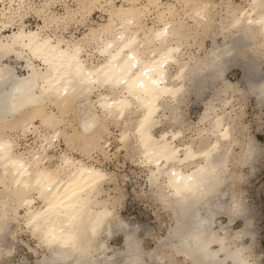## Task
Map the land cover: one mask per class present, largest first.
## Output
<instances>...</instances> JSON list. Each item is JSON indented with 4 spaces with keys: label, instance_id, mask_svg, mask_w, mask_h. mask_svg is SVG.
<instances>
[{
    "label": "snow or ice",
    "instance_id": "snow-or-ice-1",
    "mask_svg": "<svg viewBox=\"0 0 264 264\" xmlns=\"http://www.w3.org/2000/svg\"><path fill=\"white\" fill-rule=\"evenodd\" d=\"M13 6L16 7L15 4L8 5ZM212 7L208 3L197 5L192 18L207 26ZM227 7L228 19L227 23L222 21L223 30L258 39L260 52L264 55V0H250L246 5L229 4ZM234 7L235 11L232 10ZM132 23L133 20L126 21V24ZM8 27L15 28V20L0 25V29ZM106 30L93 32L73 48L68 64L74 66V71L58 72L45 81L44 91L55 98L54 107L24 121V136L30 143L20 142L24 151L16 159L13 156L18 151L16 141L20 130L16 127L17 135L13 137L10 134L13 126L7 122L8 113L16 110V104L13 102L9 106L10 94L4 95L5 122L0 125L3 127L0 162L8 161V164L4 165L0 175V232H4L10 217L19 220L22 228L41 245H47L55 252V258L45 264H92L85 257L95 243L102 216L110 215L107 211H94L91 199L94 192L90 189L101 175L95 170L89 171L91 180L84 181L81 175L80 181L74 179L63 193L57 190L51 194L52 188L62 183L58 178L61 169L72 163L69 157L78 148L97 158L103 155L106 160H111L114 154L110 149L117 147L115 155L122 153L126 165L136 166L133 171L139 170L142 178L147 177L144 181L146 189L155 192L164 205H167L169 196L181 198L194 191L204 195L210 182L219 184L225 175L223 154L230 151L233 140L231 123L229 128H224L223 120L218 119L217 127L208 131L201 129L200 124L190 123L182 109L177 108L182 88L176 84L186 77L180 55L185 37L182 29L164 15L150 31L143 29L142 39L138 38L139 32L114 33L109 39ZM20 35L23 36L22 30ZM27 38L36 52L44 48L55 50V39H43L40 30L29 33ZM93 48L104 56L107 63L102 61L100 68L88 69L80 62V55L85 50L91 54ZM86 92L97 95L98 102L92 104L95 111L90 109L89 115L83 117L80 112ZM104 92L108 95H103ZM260 94L264 103V86ZM12 100L15 101L14 95ZM70 106L72 111H69ZM73 116L78 118L76 127L80 131L69 135L68 125ZM113 125L117 129L119 146L112 143L110 133L105 135ZM94 132L97 135H92ZM212 137L216 138L215 143ZM105 139H108L107 144ZM57 160L60 163L53 173L49 171V161L55 163ZM117 167L122 166L117 163ZM38 200L47 204L46 207L41 205L40 211L35 210ZM21 211L24 213L22 217L19 215ZM221 212L231 223L242 214L240 201L234 197L231 205ZM53 216L63 218L58 230L49 227ZM86 217L90 227H81ZM207 223L201 221L192 226L188 234L180 238V244L165 245L171 248V254L156 258L153 264H250L242 258L243 249L230 251L233 242L245 235L243 229L232 234L228 225H223L221 231L224 235L220 236L207 230ZM119 227L128 226L120 224ZM213 245L218 246L215 251ZM221 253L225 254L223 260L218 258ZM4 256H12V249L6 253L0 250V264H3ZM177 256H183V259L177 260ZM7 264L16 262L10 260ZM127 264L145 262L134 258Z\"/></svg>",
    "mask_w": 264,
    "mask_h": 264
},
{
    "label": "rangeland",
    "instance_id": "rangeland-1",
    "mask_svg": "<svg viewBox=\"0 0 264 264\" xmlns=\"http://www.w3.org/2000/svg\"><path fill=\"white\" fill-rule=\"evenodd\" d=\"M12 1L4 0L0 3V7L8 8V5L12 3L16 5V7L13 6V9L16 10L18 2L17 0ZM208 1L209 4L213 5L210 15L211 21H213L211 25L213 31L191 33L185 37L180 55L181 59L188 63L192 60H203L206 51L212 47L214 41L217 44L222 43L225 36L220 33V28L222 21L227 23V19L224 20L229 11L227 5L239 6L250 2V0ZM28 2L30 6L23 12V24L26 28H36L39 24L43 25V21L48 19L50 15V17H55V21L50 18L47 20L46 33L80 42L108 22V13L113 6L133 3L141 8L146 7L142 17V23L146 26H153L158 23L159 13L173 4H175L178 13L183 14L184 11H187L190 14L191 11L190 4L181 2V0H159L158 5L152 6L148 4V0H28ZM220 5H224V7L221 8ZM61 18L63 19L61 20ZM183 19L187 22L189 27L187 29L198 28L196 21L190 16H185ZM4 20L5 18L0 13V21ZM19 22V18H15L16 26ZM223 32L228 34L224 30ZM255 43L252 44L250 41L244 47L241 55L236 56L235 60L229 61L221 79L209 78L203 85L195 82L194 79H187L188 89L180 99L178 108L182 109L184 116L190 123L200 124L201 129H208L212 109L217 106L222 107L221 102L230 99L223 110L225 109L227 112L225 122H230L232 126L233 141L230 145L232 151L229 158L231 176L223 185L224 193L220 196L225 197L226 208L231 205L235 197L246 209L247 215L251 219L249 230L253 236L252 238L246 236L239 243L246 246V254L251 262L264 264V103L259 102L254 93L247 91L248 86L243 78L246 72L243 69L245 61L256 59L259 63V78L264 79V55L260 52L259 40L256 39ZM83 55L85 57L90 56L87 50L83 52ZM91 55L94 56L95 61L99 60V55L95 53L94 48ZM10 62L17 65L13 60ZM17 67L19 73H23L18 65ZM222 80L231 82L233 91L229 89L222 93L220 89L223 85ZM196 83H199L200 86L193 87ZM234 87L240 89V92ZM95 97L94 94L91 98L95 99ZM52 107V105L49 106V108ZM72 110L69 109V111ZM206 115H208L207 119ZM76 118L73 116V120L68 125L71 130L69 133L76 129ZM121 130L123 131V127ZM12 133L15 134L16 130L14 129ZM109 133L112 143L119 146V137L115 125L108 129L105 135L107 136ZM17 141L19 151H24L20 147L21 141L26 144L30 143V140L21 133ZM248 144L253 145L256 152L251 159L243 163V152ZM110 151L114 154L111 160H106L103 155L97 158L95 155L86 156L78 151L71 153L108 173V179L100 186L99 198L109 199L113 203L115 221L127 223L130 226L127 228L128 231L136 230L135 238L144 254L143 260L145 264H153L155 259L150 256V253L154 251L160 240L172 233L170 228L173 229L174 212L169 204L164 205L160 202L155 192L146 189L144 181L147 177L142 178L139 175V170L133 171L136 166L126 165L122 153L118 156L115 155L117 147H111ZM117 163L122 167L118 168ZM23 214V211L19 213L21 217ZM214 220L213 230L218 231L219 234H222L219 227L223 225H228L232 234L244 226L241 219H235L230 223L227 215L223 212L219 213ZM107 233L99 234L98 239L100 242H104L107 247L104 254L114 259V256H119L120 252L126 249L127 244L123 232L111 230L109 235ZM10 248L12 249V256L2 257L3 264H7L10 260H14L16 264H45L43 258L51 256V252L44 245H41L40 241L35 239L30 232L22 228L21 222L16 218L14 221L10 220L9 232L5 235L0 250L6 253ZM99 251H97L98 256L103 255ZM116 259L110 264L123 262L120 257ZM176 259L182 260L183 256H177Z\"/></svg>",
    "mask_w": 264,
    "mask_h": 264
},
{
    "label": "bare ground",
    "instance_id": "bare-ground-1",
    "mask_svg": "<svg viewBox=\"0 0 264 264\" xmlns=\"http://www.w3.org/2000/svg\"><path fill=\"white\" fill-rule=\"evenodd\" d=\"M148 1V4L151 6L159 4V0ZM17 2L18 6L16 10L13 9V7H0V13L5 18L4 21H0V25H2L3 23H11V21L15 20V18H19L20 21L15 28L8 27L12 28L10 30L8 28L0 29V125L5 122L4 95L5 93H8L10 94L8 97L9 106L14 102L16 104V110L8 113L7 122L13 126L12 131L16 129V127H19L20 133L24 134L25 120H30L33 114L43 112L45 111V109H50V105L54 107L55 98L44 91L45 81L50 77L56 76L58 72L66 73L74 71V66L69 67L68 61L72 57L73 48L81 42L68 40L54 34L46 33L45 29L47 27V24H45V20L43 21V25L39 24L36 28H26L24 24H21V17H23V12L27 9V7L30 6V4L28 0H17ZM181 2L190 4V14L187 11H184L183 14L178 13L176 11L175 4H173L169 6L166 10L161 11L159 13L158 20L160 21V18L162 16L168 15L167 17L173 23H175L178 28L182 29V31L185 33V37L188 34L191 35V33H208L213 31V26H211L213 24V21H211L210 17L211 9L209 10L210 19L207 23V26H203L196 22L198 26L197 29H187L189 27L187 26L186 20L183 19V17L185 16H190L192 18V13L195 11L196 6L205 3L209 4L208 0H181ZM144 10H146V7L141 8L137 5H134L133 3L130 5L127 4L121 6H113L112 8H110L108 13V22L103 24L98 30H96V32L107 29L105 35L109 39L113 38L114 33L136 34L137 32H139L140 35L138 38L142 39L144 36L143 29H148L150 31L153 28V26H146L144 23H142V17L145 12ZM235 10L236 9H233V11ZM49 18L52 19V21H55V17H50L49 15ZM62 19L63 18H61V20ZM226 19H228V15L224 17V20ZM127 20H133V23L126 24ZM21 30L23 31V36L20 35ZM38 30L42 31L43 39H55V44L53 46L55 48L54 51L48 48H44L42 51L36 52L34 46L29 45V39L27 38L28 34L38 32ZM220 30V33L225 36L222 43L217 44V42L214 41L212 47L206 51V55L204 56L203 60H192L190 63H188L187 61H183L184 66L186 68V77L182 82H178L176 84V87L182 88V92L179 94L177 108L178 104L180 103V99L184 95L185 91H187L188 89L187 79H194L195 82H199L202 85L209 78L221 79L229 61L231 59L235 60L236 56L241 55L244 47H246V45L249 44L250 41L252 44H256V39L245 36L243 33L237 34L234 31H230L228 32V34H225L223 32L222 27L220 28ZM14 33L16 34L15 36ZM43 39H41L40 41L41 44L43 43ZM95 53L99 55V60L95 61L94 56L91 54H89L90 56L85 57L83 53H81L80 62L82 64H85L88 69H91L93 66H95V68H100L102 61L104 63H107L101 53L96 50ZM12 60L17 63L21 70H23V73H19L17 65H14L10 62ZM258 65L259 63L256 59L246 60L243 66V69L246 71L243 78L248 86L247 91L254 93L255 96L258 98L259 102H262L260 89L262 86H264V79L259 78ZM219 74L221 75V78H219ZM222 81L223 85L220 88L222 90V93L232 88L233 84L231 82L227 80ZM199 83L194 84L193 87H199ZM226 85L228 86L227 88ZM17 87L19 88V91L16 90ZM234 89L240 92V89L236 87H234ZM102 94L108 95L107 92H104ZM12 95L15 96V101L12 100ZM93 95V93H85V97L83 99V108L80 112L81 116L87 117L89 115L90 109L93 112L95 111L94 109H92V104L93 102H98V96L95 95V99H92L91 97ZM229 102L230 99L223 100L221 102L222 107H218L216 105L217 107H214L212 109V116H210L211 120L209 119L210 127L207 129L208 131H211V129L217 127L218 119L223 120L224 128H229V122H225V115L227 112L225 109L223 110V108L226 107ZM69 109H73V107L70 106ZM101 111L103 110L101 109ZM207 116L208 115H206V119ZM154 130L155 129H153V132H155ZM12 131L10 134L13 137H16L17 134L12 133ZM78 131L80 130H78L76 127L75 131H72L71 133H69V135H71L73 132ZM0 134H3L2 126H0ZM92 135H97V133L94 132L92 133ZM230 135L232 136V132H230ZM212 140L213 143L216 142L215 137H212ZM104 142L107 144L108 140ZM16 148H18V141H16ZM75 151H78L83 155L89 156L86 151H82L79 148ZM231 151L232 150L230 148V151L223 154L225 163V175L222 178V182L219 184L210 182L207 188H205L206 194L202 195L200 192L194 191L191 193H187L184 197L181 198H177L174 195L168 197L167 204L172 207V210L174 212V224L172 225L173 229L170 228L172 230V233H170L169 235H167V237L163 238L158 242L154 251L150 253V256L152 258L156 259L162 257L163 255H170L171 248L165 247V245L180 244V238L182 236H186L191 227L199 224L201 221L208 222L205 225L207 230L215 231L220 236L224 235L223 232L222 234H219L218 231L213 230L212 225L215 222V217L219 213H221V210L223 208H226L224 204L225 197H221L220 194L224 193L223 185L226 184L227 178L231 176L229 172V158ZM22 152L23 151L19 150L16 151V155L13 156V159H16ZM255 152V147L251 144H248L243 152V163H246L249 159H251L255 155ZM69 159L72 161V163L67 164L63 169H61L58 177L62 181V183L57 187H53L51 194H55L57 190L63 193L65 187L71 185L74 179L75 181H80L81 175H83L84 181L91 180V177L89 176V171L95 170L97 172H100L101 175L100 177L95 179L93 187L90 189V191L94 192V195H92L91 197L92 203L94 205V211L96 213H103L105 211L110 213V215L108 216H102L98 235L95 238V243L91 246V251L89 255L85 257V259L92 261V264H110L113 261L115 262V260H117L116 258L118 257L123 259V264H127L129 260L134 258H139L143 260L144 254L140 250L138 240L135 238L136 230L132 229L131 231H128L127 228L130 226L127 223L115 221L114 211L112 207L113 203H111L109 199L99 198L101 190L100 186L104 181L108 179V173L102 168L92 163L86 162L83 158L75 157L72 153ZM49 163L51 164V168L49 169V171H52L54 173L60 161L57 160L55 163H51V161H49ZM5 164H8V161L0 162V175H2L3 173ZM192 170L193 169H189V171ZM184 174L186 175L187 173L185 172ZM41 205H43L44 207L47 206L45 201L38 200V202L35 204V210L40 211ZM240 205L242 214L234 218V220H243L244 226L241 229L245 231V235L240 240L233 242V246L231 247L230 251L235 252L237 248L243 249L244 252L242 258L248 260L250 264H254L250 261L248 255L246 254V246L239 243L244 237L248 236L252 238L253 236L252 232L249 230L251 219L247 215V211L243 207L241 202ZM95 218L96 217L93 216L92 219L95 220ZM62 219V217L57 218L53 216V223L50 224L49 227H55L58 230L60 227V221ZM10 220L14 221L15 218L10 217L5 224L4 232H0V248L2 247L5 235L9 232ZM120 224H125L128 227L120 228ZM81 227H90L87 217L85 218V222ZM221 228L222 227H219L220 230ZM241 229L234 232V234L241 231ZM111 230H115L116 232H123L125 243L127 244L126 249L121 251L119 256H114V259L104 254V250H106L107 247L105 246L104 242H100L98 239L99 234L108 232L107 234L109 235V231ZM130 236L131 240L129 239ZM44 246L47 248V250L51 252V256L43 258V261L47 262L53 260L55 258V252L47 245ZM217 247L218 246L213 245L212 250L215 251ZM98 250H100L99 252L103 255L98 256ZM76 258L79 259L80 257L77 256ZM218 258L220 260L225 259V254L221 253Z\"/></svg>",
    "mask_w": 264,
    "mask_h": 264
}]
</instances>
